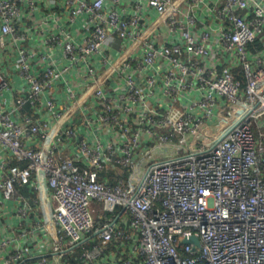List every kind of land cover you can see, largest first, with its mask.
Instances as JSON below:
<instances>
[{"label": "built area", "instance_id": "obj_1", "mask_svg": "<svg viewBox=\"0 0 264 264\" xmlns=\"http://www.w3.org/2000/svg\"><path fill=\"white\" fill-rule=\"evenodd\" d=\"M96 232L81 264H264V0H0V264Z\"/></svg>", "mask_w": 264, "mask_h": 264}, {"label": "trees", "instance_id": "obj_2", "mask_svg": "<svg viewBox=\"0 0 264 264\" xmlns=\"http://www.w3.org/2000/svg\"><path fill=\"white\" fill-rule=\"evenodd\" d=\"M143 170H140L139 168H133L132 170H126L125 174H124V179L126 181H135V178L138 179L140 178L142 175ZM104 175H102L101 177H103ZM113 176H110V180L113 181ZM96 238H92L91 240L87 241L86 243H84L83 245L78 246L74 252H72L71 254L68 255L67 259L69 264H81L80 260L78 259V256L81 254V252H83L84 250H87L90 248V246L92 245V243L95 241ZM112 248V247H111Z\"/></svg>", "mask_w": 264, "mask_h": 264}, {"label": "rangeland", "instance_id": "obj_3", "mask_svg": "<svg viewBox=\"0 0 264 264\" xmlns=\"http://www.w3.org/2000/svg\"><path fill=\"white\" fill-rule=\"evenodd\" d=\"M217 133V132H216ZM177 147V148H180L178 147L176 144H169V145H166L164 147L161 148V154H163L164 156H169V155H172L173 153V149Z\"/></svg>", "mask_w": 264, "mask_h": 264}, {"label": "water", "instance_id": "obj_4", "mask_svg": "<svg viewBox=\"0 0 264 264\" xmlns=\"http://www.w3.org/2000/svg\"><path fill=\"white\" fill-rule=\"evenodd\" d=\"M95 235H97V232L94 233V234H92L91 236H88L86 239H84L82 242H80V243L78 244V246L81 245V244H83V243H86L87 241H89V240H90L92 237H94ZM191 242H196V238H195V237H192V238H190V239H185V240H183L182 243L187 244V243H191Z\"/></svg>", "mask_w": 264, "mask_h": 264}]
</instances>
